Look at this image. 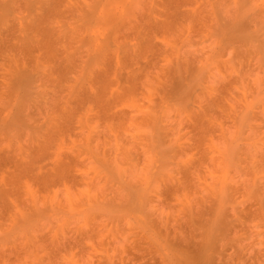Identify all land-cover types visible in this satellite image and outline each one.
Here are the masks:
<instances>
[{
	"label": "rangeland",
	"instance_id": "rangeland-1",
	"mask_svg": "<svg viewBox=\"0 0 264 264\" xmlns=\"http://www.w3.org/2000/svg\"><path fill=\"white\" fill-rule=\"evenodd\" d=\"M96 1L0 0V264H264V0Z\"/></svg>",
	"mask_w": 264,
	"mask_h": 264
},
{
	"label": "bare ground",
	"instance_id": "bare-ground-1",
	"mask_svg": "<svg viewBox=\"0 0 264 264\" xmlns=\"http://www.w3.org/2000/svg\"><path fill=\"white\" fill-rule=\"evenodd\" d=\"M96 0H93V2H95ZM114 2L115 0H108V2ZM93 2H91V4H87L86 5V7H84V8H79V9H75V10H78V15H82V14H84L85 12H87L86 14H92L93 13V10L95 9L94 8V6L96 7V5L98 4V3H96V4H94ZM97 2V1H96ZM99 2H101V1H99ZM105 2H107V1H105ZM163 2H164V6H163V14L162 13H160V18H161V21L159 22V23H157V24H151V23H148V22H144V26H143V30H147V31H151V30H153V29H155L156 31H163L165 28L166 29H171L172 28V22H175V18L176 17H181V16H184V12H182V11H179L178 9H179V7H180V5L181 4H183L184 3V0H163ZM162 2V3H163ZM88 3H90V2H88ZM72 5V4H71ZM82 6H84V5H82ZM113 6V5H112ZM76 7V6H75ZM65 8V7H64ZM94 8V9H93ZM115 8V6L114 7H110V9L109 10H106L105 12H104V18H105V20H106V23H114V21L117 19V17L116 16H119V15H122L123 14V12L121 11L120 12V14H118L117 12H116V10L114 9ZM66 12V11H65ZM187 14H188V17H190L191 16V14L189 13V12H186ZM69 14V13H68ZM74 14H75V12H74ZM90 14V15H91ZM71 15V14H70ZM85 15V14H84ZM84 15H82V16H84ZM72 16V15H71ZM80 16H78L79 18H80ZM75 17V16H74ZM86 17H87V15H86ZM85 17V18H86ZM187 17V18H188ZM76 18V17H75ZM82 18H84V17H82ZM127 18L128 17H123V18H121V19H119V20H117L116 22H115V25H116V27L117 28H121V27H123L124 26V24H125V21L127 20ZM144 18L147 20V18L144 16ZM136 24H137V22H136ZM127 25H129V24H127ZM127 25H125V26H127ZM131 26V25H130ZM129 26V27H130ZM132 27V26H131ZM133 28V27H132ZM165 29V30H166ZM114 32V31H113ZM46 34H49V33H47L46 32ZM142 40V41H141ZM140 40V42L141 43H145L146 41H147V38H143V39H141ZM139 42V43H140ZM140 43V44H141ZM147 43H148V41L145 43L146 44V46H147ZM144 44V45H145ZM143 45V44H142ZM156 45V44H155ZM106 46H107V44H106ZM138 46V45H137ZM47 47V46H46ZM156 47V46H155ZM137 48V47H136ZM138 49V48H137ZM140 49V48H139ZM147 49V48H146ZM45 50H47L48 51V47L45 49ZM129 50V49H128ZM134 50V49H133ZM153 50V49H152ZM125 51V53L128 55V53H129V51H126V50H124ZM133 53H134V51H132ZM131 52V53H132ZM46 53V52H45ZM47 53H49V52H47ZM51 53V52H50ZM49 53V55H47L46 54V56H48L47 58H48V60H49V62L48 63H50V68H51V70L52 71H54V73L57 75V78L58 79H55V78H53L54 80V86L56 85V83H57V87H61V86H63V87H65V86H67V85H65V82H66V78H68V77H66L65 76V74H67L66 73V71H67V69L69 68L70 69V66H71V63L72 62H70L71 60H73V59H71V60H69V57H65V58H57V56L55 55V54H53V53H51L50 54ZM108 55V54H107ZM126 56H124V58H125ZM73 58V57H72ZM129 60H131L130 58H131V55L129 54V57H127ZM126 59V58H125ZM135 59V58H134ZM133 59V60H134ZM75 63V62H74ZM76 64V63H75ZM83 64H84V66L85 67H87L86 66V64L83 62ZM101 65V64H100ZM71 67H73V65L71 66ZM76 67V66H75ZM85 67H84V69H85ZM101 67V66H100ZM103 67V66H102ZM107 68V67H106ZM104 71V70H103ZM70 72V71H69ZM106 72V71H105ZM97 73V72H96ZM100 73V72H99ZM98 74V73H97ZM90 75V74H89ZM100 75V78H98V77H95L96 78V81H97V78L99 79V82L97 83V85H98V87H96V89H95V91L93 92V94L91 95H89V94H85V92L84 93H82L80 96H78L80 93H78V95H77V98L79 97V100L80 101H85V100H88V101H90L91 103H95V105H96V103L97 104H99L101 107H100V109H102V110H104L103 111V113H104V115H106V118L107 119H109V120H111L112 118H113V116L115 115V114H109V111H111L110 109H108V106H109V104H110V101L109 100H111V97H109L108 95H109V93L107 94L106 92L108 91L106 88V82H105V76L106 75H101V74H99ZM99 75H97V76H99ZM108 75V74H107ZM66 77V78H65ZM93 77V76H92ZM51 79V78H50ZM49 81H51V80H49ZM14 83H16V82H14ZM18 83V82H17ZM66 83H68V81L66 82ZM63 84V85H62ZM110 85V84H109ZM56 87V88H57ZM63 87H62V90H63ZM26 88V87H25ZM53 88V87H52ZM67 88V87H66ZM65 88V89H66ZM94 88V87H93ZM53 90H54V88H53ZM58 90V89H57ZM61 90V89H60ZM107 90V91H106ZM64 91H66V90H64ZM63 92V91H62ZM109 92H111V90H109ZM65 93V92H64ZM115 95V94H114ZM118 95V94H117ZM113 98V97H112ZM46 102H47V100H46ZM89 102V103H90ZM32 103V102H31ZM40 103H42V102H40ZM39 103V104H40ZM46 104V103H45ZM36 105H34L33 107H35ZM42 106V105H41ZM45 106V105H44ZM38 107V106H37ZM39 108V107H38ZM108 113V114H107ZM120 118V117H119ZM56 119L57 120H55V121H58V119L59 120H63V122L62 123H65V124H67L68 125V123H69V121H70V118L68 117V118H66V119H63V118H57L56 117ZM72 122V121H71ZM57 123H59V122H57ZM56 123V124H57ZM55 124V123H54ZM65 124H63L64 126H66ZM71 124V123H70ZM58 125V124H57ZM59 125H61V123L59 124ZM58 125V126H59ZM55 126V125H54ZM63 128V127H62ZM61 128V129H62ZM65 128H67V127H65ZM68 128H69V126H68ZM59 129V128H58ZM64 129V128H63ZM27 156V155H26ZM30 158V157H29ZM36 159V158H35ZM60 161V160H59ZM31 161H28L27 160V162H25V165L22 163H19V164H21L20 165V167H19V164H18V167H17V173H15L16 174V176H14L13 178H15V179H12L14 182H18V174H19V169H20V174L21 173H26V174H28L29 175V177H31V179H33V180H35L38 184H40V186H44V187H42V188H47V186H48V183L50 182V183H52V181L54 180H57L58 181V179L59 180H61V181H63V179L64 180H66L65 179V177L68 175L67 174V167L65 166V164H63V163H61V161L59 162V163H57L56 165H55V167H52V169L51 168H49V169H45V168H41V167H37L36 169H35V171H33L34 169H33V167H32V165L34 164L33 162L32 163H30ZM16 164V165H17ZM32 164V165H31ZM35 168V167H34ZM16 169V168H15ZM44 169V170H43ZM14 174V175H15ZM67 178V177H66ZM54 181H53V183H54ZM56 181V182H57ZM15 183V184H16ZM57 183H59V182H57ZM56 184V183H55ZM55 184H53V185H55ZM17 185V184H16ZM53 185H51V187L53 186ZM48 188H50V185L48 186ZM4 202V201H3ZM5 206V208H7L6 207V205H4ZM3 212V211H2Z\"/></svg>",
	"mask_w": 264,
	"mask_h": 264
}]
</instances>
